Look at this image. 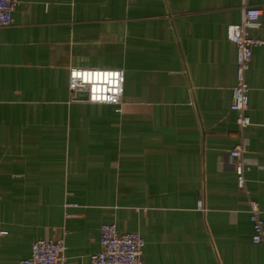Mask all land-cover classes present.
I'll list each match as a JSON object with an SVG mask.
<instances>
[{
	"label": "crops",
	"instance_id": "1",
	"mask_svg": "<svg viewBox=\"0 0 264 264\" xmlns=\"http://www.w3.org/2000/svg\"><path fill=\"white\" fill-rule=\"evenodd\" d=\"M264 0H16L0 26V264H25L62 229L66 264H91L98 226L143 239L139 264H264L229 150L240 145L264 223V43L229 108L241 4ZM70 67L123 69L118 104L88 102Z\"/></svg>",
	"mask_w": 264,
	"mask_h": 264
},
{
	"label": "built area",
	"instance_id": "2",
	"mask_svg": "<svg viewBox=\"0 0 264 264\" xmlns=\"http://www.w3.org/2000/svg\"><path fill=\"white\" fill-rule=\"evenodd\" d=\"M16 0H0V26L11 22V11ZM260 8L241 4L240 18L227 24L225 36L234 45V83L230 88L229 108L236 112V122L240 128L250 123L247 109L248 85L245 71L248 68L251 48L264 43L263 38L252 36L249 29L258 25ZM123 69L119 67H70L66 84L69 91L83 89L85 101L118 104L122 94ZM230 161L235 174V185L245 194L248 220L251 226V241L264 243V223L261 210L248 194L245 185V161L241 146L229 150ZM66 229L52 238H35L30 244L29 255L21 261L25 264H66L64 237ZM99 249L90 254L91 264H139L143 239L136 231H119L113 223L98 226Z\"/></svg>",
	"mask_w": 264,
	"mask_h": 264
},
{
	"label": "water",
	"instance_id": "3",
	"mask_svg": "<svg viewBox=\"0 0 264 264\" xmlns=\"http://www.w3.org/2000/svg\"><path fill=\"white\" fill-rule=\"evenodd\" d=\"M80 91V94L82 95V98L84 99L85 98V91L83 89H79Z\"/></svg>",
	"mask_w": 264,
	"mask_h": 264
}]
</instances>
